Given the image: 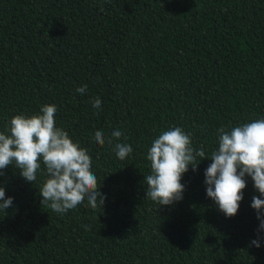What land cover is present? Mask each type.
Segmentation results:
<instances>
[{"label":"trees","instance_id":"16d2710c","mask_svg":"<svg viewBox=\"0 0 264 264\" xmlns=\"http://www.w3.org/2000/svg\"><path fill=\"white\" fill-rule=\"evenodd\" d=\"M45 104L88 149L105 204L57 214L41 203L43 165L35 183L0 170L14 198L0 211V264H264V231L250 246L251 177L232 218L207 197L210 159L171 206L146 198L144 182L161 131L182 127L210 157L221 126L264 118V0H0V131ZM117 129L133 148L125 160L95 141Z\"/></svg>","mask_w":264,"mask_h":264},{"label":"clouds","instance_id":"9594fccd","mask_svg":"<svg viewBox=\"0 0 264 264\" xmlns=\"http://www.w3.org/2000/svg\"><path fill=\"white\" fill-rule=\"evenodd\" d=\"M110 2V0H109ZM101 11L104 8L101 6ZM84 95L87 85L76 89ZM93 108L100 109L102 101L95 98ZM56 104L42 105L38 113L15 115L8 130L0 131V170L10 165L20 170L26 182H36L38 171L46 174L40 187L42 206L57 214H65L87 200L92 209L104 206L106 196L100 191L98 178L92 171L93 161L87 148L81 147L69 133L56 125ZM98 114V113H97ZM218 147L206 154L204 146H193L192 134L176 126L153 139L147 153L151 162V174L145 176L146 198L159 206H171L183 199L186 187L182 177L189 171H197L204 159L212 163L205 169L207 197L227 217L238 214L247 187L246 177H251L259 195L252 197L251 207L260 221L257 239L250 246L261 247L259 232L264 231V118L238 126H221L217 130ZM128 138L117 129L106 137L102 131L95 132V141L103 146L106 142L120 160L128 158L133 148L121 142ZM115 141V143H114ZM4 175L0 171V176ZM0 211L13 205L14 198L7 197L0 187ZM87 227V226H85Z\"/></svg>","mask_w":264,"mask_h":264}]
</instances>
